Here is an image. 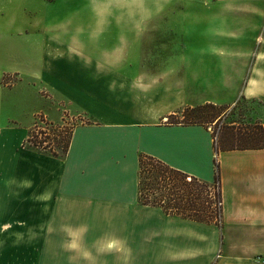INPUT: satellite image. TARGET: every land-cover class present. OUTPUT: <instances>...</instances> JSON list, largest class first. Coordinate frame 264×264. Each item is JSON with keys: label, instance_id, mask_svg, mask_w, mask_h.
<instances>
[{"label": "crops", "instance_id": "0c3cea01", "mask_svg": "<svg viewBox=\"0 0 264 264\" xmlns=\"http://www.w3.org/2000/svg\"><path fill=\"white\" fill-rule=\"evenodd\" d=\"M229 1L234 4L229 6ZM216 2L220 6L205 7L204 14L218 15V20L210 17L203 22L210 30L217 26L218 34L212 33L218 42L211 46L218 52L187 55L184 61L194 65L185 68L186 82H179L163 78V73L132 70L125 66L132 61L129 55L115 61L114 56L85 50L83 45L36 40L34 32L24 33L27 13L22 19L27 26L20 25V3L27 8L29 0H0V81L3 74L30 81L57 79L53 87L59 96L91 121L72 129L63 159L23 146L29 127L20 128L2 115L15 87L0 82V226L6 218L27 228L25 233L1 228L0 234H57L58 245L43 248L44 264H211L215 257L217 264H264V149L215 156L208 128L169 124L178 109L155 112L169 84L177 92L187 85L205 86L204 75L211 68L195 64L223 63L227 58L222 53L230 55L231 62L250 63L239 95L264 109V0ZM223 45L232 49L221 51ZM180 60L169 58L170 63ZM195 67L203 76L196 75ZM221 68L217 69L224 78L236 76L225 75ZM101 77L108 80L105 94L99 90ZM180 100L181 110L224 104ZM259 118L264 126V117ZM140 154L207 185L214 181L216 159L220 225L139 205Z\"/></svg>", "mask_w": 264, "mask_h": 264}, {"label": "rangeland", "instance_id": "374dc122", "mask_svg": "<svg viewBox=\"0 0 264 264\" xmlns=\"http://www.w3.org/2000/svg\"><path fill=\"white\" fill-rule=\"evenodd\" d=\"M215 2L216 0H29L27 8L20 3L19 19L20 25L28 21L24 33L34 32L36 40L71 47L83 45L85 50L92 49L94 53L100 55L114 56L115 61L118 60V56L129 55L132 61L126 62L125 66L129 65L132 70L163 73V78L171 77L173 80L186 82L185 68L194 65L192 62L184 61L187 55L200 57L218 52V48L211 46L212 43L218 42L212 33L218 34L217 26L215 30H210L211 26L203 22L210 17L218 20V15L204 14L205 7L220 6V3ZM232 4L234 3L228 2L229 6ZM24 13H27V21L22 20L26 16ZM206 24L207 26H204ZM22 34L23 26H20V35ZM223 49L229 51L232 48L223 45L220 50ZM223 55L227 58L223 63L205 59V62L201 60L195 64L211 68L210 72L204 75L205 86L198 88L187 85L182 88V92H177L172 84L166 86V89L162 90L160 100L155 104V112L164 114L170 109H178L168 122H184L181 117L182 110L179 109L181 98L183 101L194 102L199 99H210L224 102L221 105L211 104L218 109L228 108L217 128L210 124L208 129L211 133L216 132L219 126L258 123L259 117H264V109L261 110L256 102L244 100L239 95L245 85L250 63L231 62L228 60L230 55L222 53ZM171 56L179 57L181 60L178 63H170ZM139 57L141 59H138ZM114 65L117 66V62ZM218 66L225 70V75L227 72L228 76L234 73L236 76L224 78L217 69ZM193 70L196 75L203 76L198 67ZM20 80L21 77L16 74H3L1 78L2 85L8 88L15 87L11 91V102L7 109L4 108L3 118H8L20 128L29 127L27 131L46 132L49 138L46 142L51 143L55 152L59 154L56 142L65 144L69 130L82 123L91 122L89 117L77 112L76 106L68 98L59 96L53 87L57 79ZM107 81L105 77H101L99 81V90L104 91V94ZM132 93L134 95L135 91L132 90ZM104 94L100 96L105 97ZM230 100L233 103L232 107L231 103H228ZM24 146L30 147L27 144ZM183 184L184 189L190 190L189 182L184 181ZM201 191L202 198H211L208 200L212 202L215 191L212 189ZM213 210L214 205L210 207L209 212ZM5 215L6 211L3 208V216ZM4 219L6 218L2 219L0 229L6 232H26L25 223L7 222ZM54 236L57 234H41V231L40 234H0V264H44L46 261L43 254L44 246L58 245ZM219 252L218 250L217 255ZM217 261L215 257L211 264H217Z\"/></svg>", "mask_w": 264, "mask_h": 264}, {"label": "trees", "instance_id": "16d2710c", "mask_svg": "<svg viewBox=\"0 0 264 264\" xmlns=\"http://www.w3.org/2000/svg\"><path fill=\"white\" fill-rule=\"evenodd\" d=\"M235 108V106L233 107ZM228 108L221 109L211 104H205L194 108H187L181 111L184 122H168L169 124L200 125L208 128L218 123L224 117V112ZM218 110H222L218 112ZM217 113L215 114V112ZM213 113V114H212ZM215 115V116H213ZM169 121V119L167 120ZM52 132L54 130H51ZM55 132V131H54ZM72 130H69L65 144L56 142V149H53L48 134L44 131H28L25 144L33 149L51 155L53 157L64 158L66 156ZM55 135V134H54ZM214 145L215 156L219 152L235 150H261L264 149V126L259 123L243 126H219L216 132L211 133ZM152 179V181H151ZM166 181H169L167 183ZM189 182V189H184L183 182ZM218 167L214 159V181L212 185H207L197 179L171 169L160 161L143 154L138 158V204L160 209L168 216H175L180 219L194 221L198 223L220 225L221 221V195L219 184ZM201 189L215 191L212 202L202 198ZM214 205L215 210L209 212Z\"/></svg>", "mask_w": 264, "mask_h": 264}]
</instances>
